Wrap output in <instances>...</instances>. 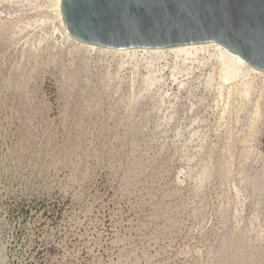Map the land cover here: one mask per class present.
<instances>
[{
	"label": "rangeland",
	"instance_id": "1",
	"mask_svg": "<svg viewBox=\"0 0 264 264\" xmlns=\"http://www.w3.org/2000/svg\"><path fill=\"white\" fill-rule=\"evenodd\" d=\"M26 1H0V264H264V78L68 44Z\"/></svg>",
	"mask_w": 264,
	"mask_h": 264
},
{
	"label": "water",
	"instance_id": "2",
	"mask_svg": "<svg viewBox=\"0 0 264 264\" xmlns=\"http://www.w3.org/2000/svg\"><path fill=\"white\" fill-rule=\"evenodd\" d=\"M62 14L84 44L127 50L214 42L264 72V0H63Z\"/></svg>",
	"mask_w": 264,
	"mask_h": 264
},
{
	"label": "bare ground",
	"instance_id": "3",
	"mask_svg": "<svg viewBox=\"0 0 264 264\" xmlns=\"http://www.w3.org/2000/svg\"><path fill=\"white\" fill-rule=\"evenodd\" d=\"M0 1H5V0H0ZM36 1H38V0H36ZM62 2H63V0H49L48 7L50 8V12L53 16V22L52 23L55 24L56 33L61 36V38L63 39V41H65V43L69 44L70 42L73 41L76 45L86 47L87 49H90V50L101 49L103 53L114 54L116 56H121V55L122 56H128V57L143 56V58L152 57V55L159 58L162 56H167L166 53L171 52L177 59L180 57H183L187 60L189 58H192L194 55H196V53H203L204 52V53H208L210 56H215L220 60V63H221V72H220L221 75L220 76H222L221 78H222L224 83H226V82L228 83L229 81H231L233 79L234 76L242 74V73H245L246 76L252 75L249 71H246L247 67H249L250 65L243 58L238 57L235 54H232L227 49H225L221 45L214 43V42L213 43H205V44H191V45L175 46V47L164 48V49H162V48H157V49L135 48V49H127V50L108 49V48H103V47H99V46L92 45V44H84L82 42L75 40L69 34L67 27H66V24H65V20L63 18V14H62ZM21 27H23V26H21ZM25 28H28V26ZM25 28H24V30H25ZM16 31H17V34L20 33L17 29H16ZM141 53H143V54H141ZM251 69H252L251 70L252 73H254L256 75H260L261 77L264 78V72L263 71L257 70L253 67H251ZM212 77H213V75H212ZM212 79H210V80H212ZM221 92H220V94H221Z\"/></svg>",
	"mask_w": 264,
	"mask_h": 264
}]
</instances>
